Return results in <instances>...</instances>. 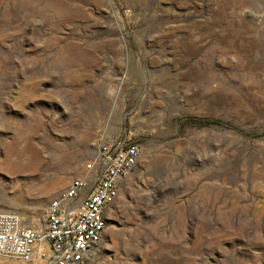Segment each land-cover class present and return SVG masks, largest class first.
Here are the masks:
<instances>
[{"label":"rangeland","instance_id":"rangeland-1","mask_svg":"<svg viewBox=\"0 0 264 264\" xmlns=\"http://www.w3.org/2000/svg\"><path fill=\"white\" fill-rule=\"evenodd\" d=\"M115 138L142 152L88 264H264V0H0V209Z\"/></svg>","mask_w":264,"mask_h":264},{"label":"built area","instance_id":"built-area-1","mask_svg":"<svg viewBox=\"0 0 264 264\" xmlns=\"http://www.w3.org/2000/svg\"><path fill=\"white\" fill-rule=\"evenodd\" d=\"M141 152L136 141H101L85 163L86 172L52 198L39 219L0 209V256L44 264H88L104 238L107 216H101V207L109 193L119 194Z\"/></svg>","mask_w":264,"mask_h":264},{"label":"bare ground","instance_id":"bare-ground-1","mask_svg":"<svg viewBox=\"0 0 264 264\" xmlns=\"http://www.w3.org/2000/svg\"><path fill=\"white\" fill-rule=\"evenodd\" d=\"M28 153V152H27ZM26 156V155H25ZM25 156L23 158H25ZM26 160V158H25ZM18 161H20V159L18 158ZM24 161V160H23ZM79 166H80V163L75 162L73 165H72V168L77 170L79 169ZM80 175V174H79ZM64 180V179H63ZM59 182V181H58ZM61 183H57L56 185H54L52 188L49 189V192H57L59 191V189H62L63 186H64V182L61 180L60 181ZM54 183V182H53ZM58 196V195H56ZM118 196V193H109L106 200H105V203L102 205L101 207V216H107V211H108V208L109 206L111 205V203L113 202V200ZM95 252V251H94ZM92 253V255H95V253Z\"/></svg>","mask_w":264,"mask_h":264}]
</instances>
